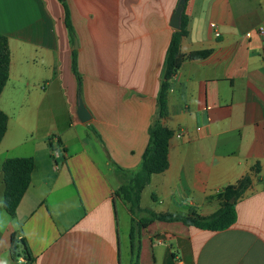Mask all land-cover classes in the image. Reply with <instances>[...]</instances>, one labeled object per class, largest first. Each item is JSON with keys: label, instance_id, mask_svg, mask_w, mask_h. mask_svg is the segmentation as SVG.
Here are the masks:
<instances>
[{"label": "crops", "instance_id": "0c3cea01", "mask_svg": "<svg viewBox=\"0 0 264 264\" xmlns=\"http://www.w3.org/2000/svg\"><path fill=\"white\" fill-rule=\"evenodd\" d=\"M93 1L67 0L75 48L59 0H0L9 49L0 93L7 117L0 264H123L126 207L113 195L120 185L114 166H140L178 0H97L95 13ZM182 12L180 52H211L184 59L171 80L162 119L172 131L168 167L151 176L140 203L149 190L152 205L141 206L208 216L224 187L247 174L251 185L225 230L151 223L141 233L139 264H264V0H187ZM78 96L90 114L85 123L76 115ZM19 157L34 166L11 217L3 209L2 164ZM12 238L25 240L30 263L19 249L12 257Z\"/></svg>", "mask_w": 264, "mask_h": 264}, {"label": "trees", "instance_id": "16d2710c", "mask_svg": "<svg viewBox=\"0 0 264 264\" xmlns=\"http://www.w3.org/2000/svg\"><path fill=\"white\" fill-rule=\"evenodd\" d=\"M64 8V24L74 42V29L70 21V13L65 0H59ZM187 1V0H186ZM187 35V17L181 15L180 28L170 37L162 66L161 81L156 97V117L148 128V142L142 153L140 166L135 171H126L114 166V173L120 185L114 190V198L122 202L130 217L128 233V264H139L140 239L142 231L154 221L180 222L187 227H196L202 230L221 231L229 228L236 222V203L243 198L251 185L250 174L240 178L235 184L224 187L218 194L219 208L208 216H202L196 211L189 214H173L170 212L157 213L142 208L140 198L142 190L149 184L151 176L165 171L168 167V142L172 131L162 125V119L167 115V94L173 76L179 70L184 59H203L210 54V50L191 52L184 56L180 52V42ZM9 49L7 37L0 34V93L8 78ZM72 70L77 80H80L76 67V50L72 51ZM7 124L6 115L0 110V141ZM34 160L31 157L8 158L2 164L3 172V209L11 217L30 185ZM255 170V168H254ZM232 200V202H230ZM20 250L26 262L32 261L31 254L23 238H12V257L17 260Z\"/></svg>", "mask_w": 264, "mask_h": 264}, {"label": "rangeland", "instance_id": "374dc122", "mask_svg": "<svg viewBox=\"0 0 264 264\" xmlns=\"http://www.w3.org/2000/svg\"><path fill=\"white\" fill-rule=\"evenodd\" d=\"M108 2H109V0H108ZM65 3L68 6L67 0H65ZM99 7H100V2L97 0H94L93 1V12L95 13L96 10L99 9ZM68 9H69V6H68ZM62 11H63V15H64V8L63 7H62ZM69 13H70V11H69ZM63 21H64V18H63ZM70 21H71V16H70ZM112 21H113V19L107 20V24L109 26H111L113 23L116 24V22H115L116 19H114L113 22ZM71 24H72V21H71ZM74 39L77 40V38H75V37H74ZM151 203L152 202H151V198H150V192H149V190H146L144 195H143V200H142V203H140V206L142 205L145 207H147V206L149 207V205H152ZM129 229H130V217H129L127 210L125 209V211H123V214L120 212L121 255H122L123 264H125L126 258H127Z\"/></svg>", "mask_w": 264, "mask_h": 264}, {"label": "water", "instance_id": "95a60500", "mask_svg": "<svg viewBox=\"0 0 264 264\" xmlns=\"http://www.w3.org/2000/svg\"><path fill=\"white\" fill-rule=\"evenodd\" d=\"M186 0H178L177 5L172 12L171 18H170V26L174 30H178L180 28V22H181V15L183 11V7L185 4ZM74 47H77V41L74 39ZM76 115L79 119L80 122L85 123L90 119V114L86 110V107L82 103V100L78 96V105L76 109ZM232 202V200H230Z\"/></svg>", "mask_w": 264, "mask_h": 264}, {"label": "built area", "instance_id": "2783aa9c", "mask_svg": "<svg viewBox=\"0 0 264 264\" xmlns=\"http://www.w3.org/2000/svg\"><path fill=\"white\" fill-rule=\"evenodd\" d=\"M216 35H217V34H216ZM176 137H181V134H180V133L176 134ZM53 155H54L55 157H57V156H58V153H57L56 151H54V152H53Z\"/></svg>", "mask_w": 264, "mask_h": 264}]
</instances>
